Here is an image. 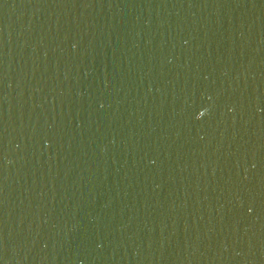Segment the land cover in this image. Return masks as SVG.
<instances>
[{
  "label": "water",
  "instance_id": "1",
  "mask_svg": "<svg viewBox=\"0 0 264 264\" xmlns=\"http://www.w3.org/2000/svg\"><path fill=\"white\" fill-rule=\"evenodd\" d=\"M0 264H264V0H0Z\"/></svg>",
  "mask_w": 264,
  "mask_h": 264
}]
</instances>
